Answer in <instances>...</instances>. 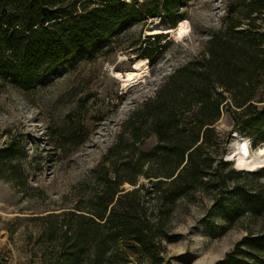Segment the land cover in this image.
Instances as JSON below:
<instances>
[{
	"label": "trees",
	"instance_id": "trees-1",
	"mask_svg": "<svg viewBox=\"0 0 264 264\" xmlns=\"http://www.w3.org/2000/svg\"><path fill=\"white\" fill-rule=\"evenodd\" d=\"M186 0H0V77L25 90L34 88L69 61L109 44L111 36L161 15L183 18ZM264 0L229 5L222 26L203 51L174 69L154 96L124 121L120 148L154 135L149 150L129 154L126 172L111 171L88 206L65 210L61 228L49 231L53 252L48 264H163V242L176 241L166 221L176 201L205 190L211 194L205 225L225 231L248 217L258 223L226 255L225 264H264V166L237 169L225 156L216 129L223 111L232 131L247 132L264 144ZM136 57L160 53V32ZM145 132L142 133L141 131ZM9 142L0 159L14 155ZM125 150L126 148H120ZM148 165L149 184H137L142 172L128 167ZM128 173V174H127ZM130 173V174H129ZM124 182L133 187L122 188ZM109 183H112L111 187Z\"/></svg>",
	"mask_w": 264,
	"mask_h": 264
},
{
	"label": "rangeland",
	"instance_id": "rangeland-1",
	"mask_svg": "<svg viewBox=\"0 0 264 264\" xmlns=\"http://www.w3.org/2000/svg\"><path fill=\"white\" fill-rule=\"evenodd\" d=\"M241 2L186 0L179 7L183 18L174 25L169 15L133 21L111 36L109 44L63 64L32 89L0 77V147L9 142L14 146L11 158L0 159V264H48L54 250L49 231L62 227L65 210L88 206L111 171L126 172L122 162L129 154L155 144L154 135L131 144L126 134L120 142L126 149L110 150L119 141L124 121L155 95L174 69L205 49L222 26L228 6ZM259 21L264 25V13ZM158 32L164 47L153 61L148 58V75L123 88L113 70L123 71L142 58L136 53L156 39L150 34ZM216 129L225 156L243 141L252 151L264 145L254 144L247 132H233L225 111ZM128 167L131 174L142 172L136 185L149 184L144 175L147 164L140 167L132 161ZM121 187L133 186L124 182ZM211 204L205 190L176 201L166 226L170 234L180 235L163 242V264H225L227 253L247 233L245 226L258 228L244 217L225 231L216 227L212 232L204 219L222 221L210 211Z\"/></svg>",
	"mask_w": 264,
	"mask_h": 264
},
{
	"label": "bare ground",
	"instance_id": "bare-ground-1",
	"mask_svg": "<svg viewBox=\"0 0 264 264\" xmlns=\"http://www.w3.org/2000/svg\"><path fill=\"white\" fill-rule=\"evenodd\" d=\"M149 60L147 57L135 60L131 67L123 70H113L114 75L119 79L121 86L127 88L148 75ZM233 160L235 168L243 170H253L264 165V145H259L252 151L247 142H241L236 149L226 157Z\"/></svg>",
	"mask_w": 264,
	"mask_h": 264
},
{
	"label": "water",
	"instance_id": "water-1",
	"mask_svg": "<svg viewBox=\"0 0 264 264\" xmlns=\"http://www.w3.org/2000/svg\"><path fill=\"white\" fill-rule=\"evenodd\" d=\"M230 161H232V160H230Z\"/></svg>",
	"mask_w": 264,
	"mask_h": 264
}]
</instances>
